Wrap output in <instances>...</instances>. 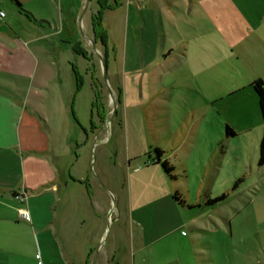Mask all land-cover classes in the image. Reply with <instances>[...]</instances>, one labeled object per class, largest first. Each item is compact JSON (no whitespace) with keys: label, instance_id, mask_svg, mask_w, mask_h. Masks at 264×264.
Listing matches in <instances>:
<instances>
[{"label":"crops","instance_id":"1","mask_svg":"<svg viewBox=\"0 0 264 264\" xmlns=\"http://www.w3.org/2000/svg\"><path fill=\"white\" fill-rule=\"evenodd\" d=\"M17 1L23 11L9 0L14 8L8 15L4 11L8 4L0 0V12L5 13L0 17V264H10L12 254L21 253L17 230H25L30 236L44 264H214L211 235L214 231L221 233L222 225L218 219L211 221L215 227L210 226L208 218L195 214L189 206L196 205L180 190L182 179L191 170L189 155L179 153L185 140L169 135L167 142L159 143L153 134H123L129 143L122 154V166L129 174V196L122 199L117 218L111 220L110 205L100 196L57 195L62 187L69 190L70 183H82L72 170L68 171L55 140V135L64 134L59 125L71 124L67 107L73 96L74 73L70 74L68 68L64 73L59 68L50 55V45L72 23L68 17L62 18L57 29L51 18L63 4L67 12H72L73 2L81 3V10L86 0ZM117 1L119 7L107 12L123 11L125 51L115 57L116 76L125 74V84L128 80L125 90L121 84L116 86L118 108L124 104L133 106L143 115L146 107H157L170 85H176L162 80L158 71L177 54L182 40L188 41V32H181L179 27L186 16L185 8L192 10L199 1ZM259 8L264 12V5ZM177 10H183V18L178 17ZM79 25L85 46L88 44L97 53V47H101L94 39L92 17L91 35L85 31L83 15ZM172 30L179 35L178 43L166 37ZM74 48L86 53L88 59ZM71 52L74 58L88 63L86 76L93 102L92 80H99L94 56L80 42L71 47ZM157 112L145 114L154 117ZM102 133L100 128L92 127L96 138ZM107 139L105 136L99 144L102 146ZM153 148L164 151L163 160L174 167L176 180L169 178L160 165L148 162L145 156ZM21 189L28 192L23 203L13 196L15 190ZM175 194L185 205L174 199ZM87 209H93L91 216L99 220L104 216L106 221L109 214L107 219L116 228L108 240L106 224L87 231ZM23 211L29 213L30 220L22 218Z\"/></svg>","mask_w":264,"mask_h":264},{"label":"rangeland","instance_id":"2","mask_svg":"<svg viewBox=\"0 0 264 264\" xmlns=\"http://www.w3.org/2000/svg\"><path fill=\"white\" fill-rule=\"evenodd\" d=\"M198 1L192 10L185 8L186 16L179 27L181 32H188V41L182 40L177 54L158 71L162 80L176 85H170L163 100L156 103L157 107H146L143 115L133 106L124 104L118 108L116 86L121 84L125 90L128 82L126 80L125 84V74L120 78L116 76L115 62L118 53L125 51L123 11L105 12L103 16V26L108 32L106 61L100 48L105 73L101 58L92 47L85 46L79 25L83 15L85 31L92 34L91 17L98 10L96 0H90L89 4L86 0L81 10V3L77 1L73 2L72 12H67L64 4L60 5L64 10H54L51 22L57 29L62 18L68 17L72 25L63 36L53 38V43L49 44L53 48L50 55L64 73L68 68L73 75V66L83 79L77 93L73 75L74 91L67 107L71 124H60L64 134L55 135L62 161L82 184L70 183L69 190L62 187L57 195L100 196L107 206L110 205L111 220L117 218L122 199L129 196V174L122 166V154L127 152L129 143L123 134H153L159 143L167 142L169 135L175 136L185 140L179 153L189 155L191 167L190 175L179 185L180 190L186 193L192 205L198 206L193 212L208 218L210 226H214L211 221H221L223 231H214L211 235L214 264H264V166H259L264 120L258 97L250 87L256 79L264 81V12L259 8L264 5V0ZM4 2L11 4L9 0ZM113 2L109 0L110 4ZM124 2L127 4V0H122ZM8 5L4 11L9 15L14 7ZM181 11L177 10L178 17L183 18ZM173 32L166 37L178 43L179 35ZM79 42L94 56L106 107L104 124L98 112L92 114V93L86 76L88 63L82 58H74L71 52V47ZM110 91L114 102L109 97ZM116 105L117 115H113ZM150 110H161L162 113L148 117L145 112ZM92 127L103 131L99 138H96L99 132L92 135ZM227 127L236 136L227 137ZM67 133H70L68 137ZM105 136L108 141L101 146L99 141ZM73 165L76 166L74 169ZM142 192L140 190L139 194L143 195ZM27 194L25 189L13 192L22 203ZM221 195H226L223 202L205 206L208 199L214 200ZM90 212L93 209H87V231L106 224L105 239L108 240L116 228L107 219L109 214L105 221L104 216L99 220ZM17 231L22 251L12 254L10 264H44L45 259L40 252L36 254L30 236L25 230Z\"/></svg>","mask_w":264,"mask_h":264},{"label":"trees","instance_id":"3","mask_svg":"<svg viewBox=\"0 0 264 264\" xmlns=\"http://www.w3.org/2000/svg\"><path fill=\"white\" fill-rule=\"evenodd\" d=\"M12 2L20 9L23 11V8L21 4L17 0H12ZM96 4L98 7V10L95 14L92 16V28H93V35L95 41L99 44L101 47V50L103 51L105 61L107 60V38H108V32L107 29L103 26V16L104 13L107 11L115 10L119 7V3L117 0L113 4H109L108 0H96ZM74 51L87 58L86 53H83L82 51L77 50L74 48ZM88 59V58H87ZM73 73L75 76V81H76V90L77 93L80 91V88L82 86V78L81 76L77 73V71L73 67ZM100 80L93 79L92 80V88H93V93H94V101L92 103V114L94 111L98 112L100 120L102 124H104L106 120V107L104 104V96H103V91H102V86L100 85ZM250 87L253 89L255 94L258 97V102H259V107L260 111L263 116L264 120V81L259 78L254 80ZM120 104V98L118 97V105ZM117 115V114H115ZM226 136L231 137V136H236L235 133L227 127L226 129ZM164 151H162L160 148H155L151 151H149L146 154V159L148 162L153 163L155 165H160L165 172V174L173 179L176 180L177 176L174 174L175 169L173 166L170 165V163L167 160H163L164 158ZM259 166H264V134L260 143V157H259ZM174 199L179 201L180 204L185 205L184 201H180L179 195L175 194ZM226 199V195H221L214 200L208 199L205 203V206H214L216 204H219L223 202ZM198 206H189V208H194Z\"/></svg>","mask_w":264,"mask_h":264},{"label":"water","instance_id":"4","mask_svg":"<svg viewBox=\"0 0 264 264\" xmlns=\"http://www.w3.org/2000/svg\"><path fill=\"white\" fill-rule=\"evenodd\" d=\"M87 2L89 4L90 3V0H87ZM94 46L96 47V43H94ZM97 54L101 58V60L103 62L104 70H105V73H106V66H105L104 61H103L102 53H101V51H100V49L98 47H97ZM105 81H106L107 86L110 87V85L108 84L107 78L105 79ZM109 97H110L111 101L114 102L113 94L111 93V91H110ZM116 112H117V105L114 106V108H113V112H112L113 115H115ZM107 123L110 124V120H108Z\"/></svg>","mask_w":264,"mask_h":264},{"label":"built area","instance_id":"5","mask_svg":"<svg viewBox=\"0 0 264 264\" xmlns=\"http://www.w3.org/2000/svg\"><path fill=\"white\" fill-rule=\"evenodd\" d=\"M0 17L3 18L5 17V13L4 12H0ZM22 218L24 220H30V215L27 211H23L22 214H21Z\"/></svg>","mask_w":264,"mask_h":264}]
</instances>
